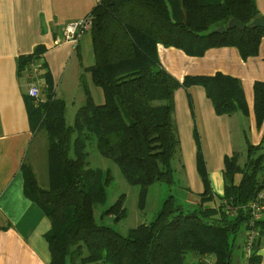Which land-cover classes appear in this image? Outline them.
Listing matches in <instances>:
<instances>
[{
    "label": "trees",
    "instance_id": "1",
    "mask_svg": "<svg viewBox=\"0 0 264 264\" xmlns=\"http://www.w3.org/2000/svg\"><path fill=\"white\" fill-rule=\"evenodd\" d=\"M87 16L96 57L88 71L103 90L104 102L96 104L86 89L87 101L69 125L65 101L56 97L50 76L43 89L45 101L34 104L29 98L36 127L47 138L48 184L41 187L31 164L24 163L25 194L51 221L45 234L50 264H192L194 259V264H233L236 240L246 237L249 228L251 215L245 207L264 188V133L258 145L247 142L244 164L236 153L225 155L219 206L207 204L214 194L198 149L197 166L205 182L198 203L184 205L171 194L149 224L127 235L95 218V207L107 200L111 176L90 166L87 146L95 139L100 153L113 160L132 185L173 183L172 161L179 146L175 91L201 86L217 115L247 113V105L236 77L217 72L186 75L179 81L160 64L157 45L176 47L190 56L233 46L244 59L256 56L264 27L251 25L260 16L255 0H100ZM231 19L245 28L229 27ZM221 25L226 30L216 32ZM42 52L37 47L21 55L19 74ZM254 111L261 127V81L254 83ZM105 214L115 220L125 217L124 195ZM255 226L258 235L249 264L260 260L264 216Z\"/></svg>",
    "mask_w": 264,
    "mask_h": 264
},
{
    "label": "crops",
    "instance_id": "2",
    "mask_svg": "<svg viewBox=\"0 0 264 264\" xmlns=\"http://www.w3.org/2000/svg\"><path fill=\"white\" fill-rule=\"evenodd\" d=\"M99 1L0 0V264L51 262L45 238L51 221L25 194L22 165L31 164L38 176L35 167L38 157L30 152L40 132L31 112L28 90L30 85H37L45 99L43 89L48 75L56 97H61L59 89L56 90V72L62 64L71 63L76 53L78 60L74 62L69 78L84 84V98L87 89L96 104L104 102L103 90L93 83L88 71L96 62L90 30L84 31L76 44L64 40L67 24L85 18ZM37 47L43 48L40 57L33 60L28 71L19 74L20 56L32 54ZM157 51L162 67L179 81L186 75H214L217 72L239 79L247 113L236 111L217 115L213 106L202 97L201 86L189 90L194 99L195 124L207 136L208 145L211 136L220 135L223 137L220 152L227 148L228 152L239 154L241 158V152L247 151V142L253 145L261 142L264 123L261 127L256 123L254 83L264 82V36L258 54L246 59L233 46L213 47L202 56H190L179 48L161 43L157 45ZM33 103L36 104L34 100ZM214 141L217 140L214 138ZM220 154L214 158L209 153L207 162L211 158L222 161L224 155ZM212 174L215 175L214 189L221 198L224 195L223 168ZM240 177L236 175V182ZM199 196L192 197L191 202L198 203ZM244 241L245 237L241 236L238 244L241 253L235 264H249L243 251ZM258 255L260 260L256 264H264V242Z\"/></svg>",
    "mask_w": 264,
    "mask_h": 264
},
{
    "label": "rangeland",
    "instance_id": "3",
    "mask_svg": "<svg viewBox=\"0 0 264 264\" xmlns=\"http://www.w3.org/2000/svg\"><path fill=\"white\" fill-rule=\"evenodd\" d=\"M255 2L260 15H264V0H255ZM76 59L77 55L74 53L72 56V62L62 64L56 72V90L58 91L59 89L58 95L61 96L59 98L65 101V119L69 125L74 124L77 111L87 101V97L84 98V84H78L76 79L73 81L72 78H69L72 66ZM199 90L202 93V97L213 106L204 89L200 87ZM188 92L189 91L181 87L175 91L174 95V122L179 138V146L172 161V167L174 170L173 183L155 182L146 187L132 185L125 179L120 167L113 160L104 157L100 153L95 139L88 144L87 150L89 152L88 160L90 166L108 171L111 176L110 182L107 186V200L105 204L97 205L95 207V218L98 223L109 225L121 234L127 235L138 225L143 223L149 224L156 217L164 199L171 194L178 203L184 205L193 204L194 202H191L192 197L199 196L205 190V182L197 166L198 149L202 154L207 178L214 194V199L207 204L210 206L220 205V198L217 196L216 190L214 189L215 175L212 173H215L218 169L224 167L225 155L228 153L232 154V152H228L227 148L226 150H223L224 152H220L219 144L223 142V137L220 135L211 136V142L209 145L207 144V136L202 134L199 127L195 124L194 104L192 101L194 99L191 96V93ZM195 97L197 99V96ZM214 138L217 141H214ZM46 139L45 132L43 130L40 131L35 139V145L33 144V148L30 152L31 155L34 153L36 157H38L35 167L37 169L38 180L41 187H46L48 184ZM221 149H223V145H221ZM236 149L239 151L238 146ZM209 153H211L214 158H217V156L219 157V154L221 153L224 155L223 160L217 161L211 158V160L209 159L207 162L206 158ZM240 155L241 158H239V163L244 164L246 158L245 150H243ZM121 195H124L125 217L120 220H115L112 216L104 215V211L114 204ZM240 240L241 236H238L233 252V264H235L236 259H238L241 253V248L238 245ZM197 261V259H194L192 264Z\"/></svg>",
    "mask_w": 264,
    "mask_h": 264
},
{
    "label": "built area",
    "instance_id": "4",
    "mask_svg": "<svg viewBox=\"0 0 264 264\" xmlns=\"http://www.w3.org/2000/svg\"><path fill=\"white\" fill-rule=\"evenodd\" d=\"M91 25H92V21L91 18L88 16H86L85 18L79 21L70 22L69 24H67L65 28V33H64L65 40L76 44L78 42L80 35L84 31L89 30ZM28 95L34 100L36 104L45 101V99L41 94L40 88L37 85L34 84L30 85L28 90ZM245 209H248L251 215L249 228L246 232L244 249H243L244 255L248 259L252 254L253 244L258 235L255 226L256 222H258L264 216V188H262L258 192L257 196L248 203ZM232 212L236 213V209L232 210Z\"/></svg>",
    "mask_w": 264,
    "mask_h": 264
},
{
    "label": "water",
    "instance_id": "5",
    "mask_svg": "<svg viewBox=\"0 0 264 264\" xmlns=\"http://www.w3.org/2000/svg\"><path fill=\"white\" fill-rule=\"evenodd\" d=\"M252 26H259V27H264V17L259 16L256 17L252 22H251ZM229 27H236V28H240L243 29L245 28V25L243 23H241L240 21H238L237 19H231L229 22ZM226 30V26L221 25L218 28H216V32L218 33H223Z\"/></svg>",
    "mask_w": 264,
    "mask_h": 264
}]
</instances>
